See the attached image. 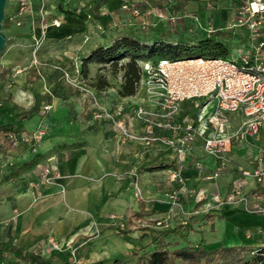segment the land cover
I'll return each instance as SVG.
<instances>
[{
  "label": "rangeland",
  "instance_id": "rangeland-1",
  "mask_svg": "<svg viewBox=\"0 0 264 264\" xmlns=\"http://www.w3.org/2000/svg\"><path fill=\"white\" fill-rule=\"evenodd\" d=\"M11 1L5 0L0 22V31L6 38L0 51V65L9 68L4 79H0V124L12 122L16 131L10 135L14 139L11 146L0 141V180L7 179L18 191L33 190L38 201L57 202L59 205L51 212L58 213L60 218L63 212L74 216L76 225L90 218L64 241L50 235L39 240L29 250L46 257L47 263L29 264H134V251L155 247L152 236L157 231L153 229L178 224L184 226L180 232L183 236H165V240L176 242L178 247L200 241L206 250L264 244V228H248L257 233L256 238L241 230L235 232L238 220L233 215L245 213L242 209L228 204L235 209L232 216L221 210L226 204L222 203L225 193L220 176L239 167L250 169L243 162L228 156L215 166L214 159L198 146V161L209 167L197 171L188 159L187 163H180L163 146L146 147L125 135L111 120L96 116L101 111L122 108L123 122L131 132L138 134L145 129L137 111L156 110L153 99L141 76L134 95L118 93L122 65L134 56L142 71L145 62L162 57L145 55L144 49L124 50L123 56L114 62H88L85 71H81L83 58L95 47L108 44V38H99L92 29L103 32L106 26L115 29V38L132 36L149 45L164 40L189 48L208 36L235 51L239 43L230 31L207 32L208 22H223L231 0H189L177 12L171 7L172 0H120L112 10L102 8V13L91 11L85 0H66L63 6L59 1L26 0V14L19 10V0H15L16 9L11 11ZM61 8L88 29L85 33L78 27L71 32L72 38L79 35L77 29L85 35L83 44L74 50L67 64L61 43H55L47 32L55 27L53 19L63 25L61 28L68 26L66 13L59 12ZM83 10L89 15L78 17ZM26 30L32 40L15 39ZM180 60L185 59L177 61ZM101 80L108 86L98 90ZM216 101L213 97L203 111L210 113ZM184 110L190 112L193 108L186 103ZM159 158L165 166L154 167V159ZM216 167L218 175L208 178L207 173ZM139 207L151 213L147 218L155 220V224L127 222L131 211ZM14 219L5 217L0 227ZM118 226L127 230L131 242L118 235ZM22 262L5 254L0 264Z\"/></svg>",
  "mask_w": 264,
  "mask_h": 264
},
{
  "label": "built area",
  "instance_id": "built-area-1",
  "mask_svg": "<svg viewBox=\"0 0 264 264\" xmlns=\"http://www.w3.org/2000/svg\"><path fill=\"white\" fill-rule=\"evenodd\" d=\"M18 3L21 12L29 9L26 0ZM227 9L223 23L208 22L207 32L230 31L239 43L235 51L227 48L226 56L192 57L181 63L162 57L143 64L140 76L156 108L151 112L138 109L145 129L138 134L131 132L123 122L122 108L101 111L96 116L111 120L125 135L146 147L163 146L180 163L188 159L197 171L205 170L195 157L197 146L216 162L226 161L233 142L255 137L264 129V0H231ZM51 23L60 26L57 19ZM213 97L216 104L205 113L204 106ZM186 103L193 110L185 111ZM230 114L240 116L236 126L231 125ZM255 161L251 169L239 167L234 171L222 203L247 213L264 214V155L259 153ZM214 169L207 173L208 178L218 175L219 167ZM249 179L255 187L248 189Z\"/></svg>",
  "mask_w": 264,
  "mask_h": 264
},
{
  "label": "trees",
  "instance_id": "trees-1",
  "mask_svg": "<svg viewBox=\"0 0 264 264\" xmlns=\"http://www.w3.org/2000/svg\"><path fill=\"white\" fill-rule=\"evenodd\" d=\"M189 0H172L171 7L176 12L184 9ZM161 42L149 45L148 43H140L138 39L132 36H123L113 39L108 45H99L92 49L87 57L82 60L81 71H85V66L88 62L108 63L114 62L123 56L124 50L139 51L146 50L145 55H158L160 57L178 60L188 59L192 57H217L226 56L227 48L220 40H212L210 37L202 38L198 43H192L191 47H183L180 43H171L160 40ZM122 83L120 84L118 93L121 96L134 95L136 85L140 78V69L134 56L126 61L123 65ZM84 70V71H83ZM9 68L0 65V79H4ZM108 86L105 80L98 81L97 89L102 90ZM14 123L6 122L0 124V141L7 142L8 146L13 144L14 139L10 135L15 132ZM154 167L165 166L164 160L161 158L154 159ZM151 214L145 209L139 207L138 210L131 211L128 216L129 223L139 221L146 222L148 226L155 224V220L148 219ZM209 216V215H207ZM80 226L76 227L78 229ZM154 228V227H149ZM184 226L181 224L175 227H167L163 230L153 229L157 231L156 235L152 236V241L156 243L155 247L146 251L141 247L139 251H134L136 262L134 264H264V244L250 245L238 244L229 247L206 250L202 241L199 243H187L182 247H178L177 243L165 240V236L175 234L180 236ZM118 235L131 242L133 239L128 235L127 230L121 227H116ZM174 246L173 248H170ZM5 254H13L20 260L31 263L33 261L45 263L46 257L32 250H24L10 242H0V262ZM178 261V262H176ZM47 263V262H46Z\"/></svg>",
  "mask_w": 264,
  "mask_h": 264
},
{
  "label": "crops",
  "instance_id": "crops-1",
  "mask_svg": "<svg viewBox=\"0 0 264 264\" xmlns=\"http://www.w3.org/2000/svg\"><path fill=\"white\" fill-rule=\"evenodd\" d=\"M31 1L33 3H36V0ZM53 1H59L61 2L60 6H63V3H65L66 0H48V2L50 3ZM85 1H87L90 8H92L91 11L100 13L102 11V8H104L105 10H112V8L116 6V4L120 0ZM14 5L15 0L10 2L11 11L16 9ZM85 11L86 10L80 12L81 14H79L78 17L86 18L89 14ZM59 12L63 14L66 13L64 17L66 19L65 23H68V26L64 28H61L63 25L59 27H50L47 32L48 36H51V38L54 39L55 43H61L60 45H62V48L65 52L63 59L66 60L65 63L67 64L68 62H70L68 60L73 57L75 53L74 50H77V48H79V46L83 44L82 35H85L84 32L83 34H81L80 29H77L78 31H76V34L79 35H75L72 38L71 32H73L74 29L78 27H81V30L83 29L85 33L88 29H85V27L80 24V20L75 19L73 21L72 17L67 14L66 10L61 8ZM22 13L26 14L27 11H23ZM224 14L223 21L225 20ZM101 16L102 15H100V17ZM97 23L101 26L99 22ZM106 28V30H102L103 32H100L98 29L92 30H94L95 34H97L99 38L101 36H103L104 38H108V44H110V42L115 39L116 33L113 27L106 26ZM88 34L91 35L89 32ZM31 38L32 35H30L29 31L26 30L19 33V35L15 39H25L29 41L32 40ZM65 38L70 39L68 41H65ZM89 42L90 40L88 41V43ZM65 60L62 61L64 62ZM228 118L232 126H236L240 122V116L237 114H233V116L229 115ZM256 136L247 137L246 140L240 142H233L228 156L230 158L236 159L237 161L243 162V166L247 168L251 169L255 167V157L259 153H262L264 155V129H261ZM149 148L153 149L152 147ZM194 150L195 156L198 157L197 152L200 149H198L197 146V148H194ZM214 163L216 166L215 160ZM203 165L209 167V165L207 164ZM233 176L234 172H230V174H226L225 176H220L219 182L220 184H222L221 189L224 190V193H226V191L228 190V186ZM1 177L2 175L0 172V179ZM224 182L227 184L225 185ZM208 187H211V184L208 185ZM253 187H255V183L251 179H249L247 181V188L249 189ZM262 190L264 192V187L262 188ZM56 203L38 201L33 190L27 189L25 191H18L14 189V185L12 183L7 182V179L0 180V222H2L5 217H15V219L12 220L9 224H3V227H0V242L7 241L24 250H29L33 245L35 246V244H37L39 240H41L46 235L53 236L59 241H64L76 230V227L80 226L79 228H81L90 220V218L86 219L83 223H79L76 225L77 221L75 220V217L70 214H66V212H63V217L60 218L58 213L51 212L52 209L59 205L58 203ZM224 207H226L224 210L221 208L224 213H227L231 216L236 213L234 212L235 209L232 206L230 207V205H226ZM233 219L238 220V225L235 226V232H237L236 230H241L243 234L254 236V238L258 237L257 233L250 232L248 228L253 229L252 231L264 228V214L242 212L241 215H233Z\"/></svg>",
  "mask_w": 264,
  "mask_h": 264
},
{
  "label": "water",
  "instance_id": "water-1",
  "mask_svg": "<svg viewBox=\"0 0 264 264\" xmlns=\"http://www.w3.org/2000/svg\"><path fill=\"white\" fill-rule=\"evenodd\" d=\"M4 2H5V0H0V22L3 19ZM5 41H6L5 35L0 31V51L5 44Z\"/></svg>",
  "mask_w": 264,
  "mask_h": 264
},
{
  "label": "bare ground",
  "instance_id": "bare-ground-1",
  "mask_svg": "<svg viewBox=\"0 0 264 264\" xmlns=\"http://www.w3.org/2000/svg\"><path fill=\"white\" fill-rule=\"evenodd\" d=\"M181 63V61H179Z\"/></svg>",
  "mask_w": 264,
  "mask_h": 264
}]
</instances>
